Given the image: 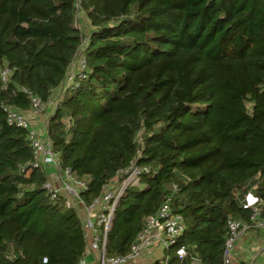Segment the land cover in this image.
I'll use <instances>...</instances> for the list:
<instances>
[{"label":"trees","instance_id":"trees-1","mask_svg":"<svg viewBox=\"0 0 264 264\" xmlns=\"http://www.w3.org/2000/svg\"><path fill=\"white\" fill-rule=\"evenodd\" d=\"M85 38L84 77L48 118L60 165L86 182L87 205L132 160L149 168L115 209L107 254H127L170 198L185 230L169 264L179 245L225 264L228 218L250 221L246 193L264 197V0H0V66L13 70L0 81V264L87 251L81 214L51 198L28 129L4 110L31 109L23 89L47 102Z\"/></svg>","mask_w":264,"mask_h":264},{"label":"built area","instance_id":"built-area-1","mask_svg":"<svg viewBox=\"0 0 264 264\" xmlns=\"http://www.w3.org/2000/svg\"><path fill=\"white\" fill-rule=\"evenodd\" d=\"M86 39L83 40L85 44H87ZM83 45L79 48L61 85L62 97L52 102L55 107L64 97L66 90L77 87L78 79L84 77L86 60ZM79 53L80 57H77ZM12 73L13 70L8 65L0 66V81L6 85ZM23 90L30 99L32 113L36 116H42L48 103L51 102L50 99L44 102L31 90ZM4 110L10 124L28 129V137L34 148L33 166L43 168L45 165L53 166L55 178L48 177L44 184L51 198L56 199L63 196L68 207L75 208L78 212L81 209L84 211V215L81 217L87 247L89 250L98 253L97 264H126L138 258L145 250L151 252L152 248L157 246L164 247L167 252L165 258L159 264H169L170 255L168 250L177 244L179 237L185 230L184 217L182 214L173 211L170 198L166 199L155 213L144 218V226L136 235L127 254L109 256L106 251L107 234L112 227L115 209L119 205L120 199L126 194L127 188L132 185H139L140 175L149 172L148 167L139 165L136 159L132 160L127 167L118 170L116 176L103 187L100 196L87 205L80 196L81 189L87 188L86 182L79 180L70 168L63 169L61 167L48 135L44 136L38 133L32 127L30 119L24 111L13 106H5ZM243 205L251 208L253 215L250 221L232 216L228 218L229 235L225 241L223 253L225 264H238L235 248L241 235L252 227L264 226V219L262 218L264 197L253 191H248L244 197ZM174 253L179 263L206 264L198 256L191 254L185 245H179ZM188 258H190V261L184 263ZM80 264H87L85 255L80 260Z\"/></svg>","mask_w":264,"mask_h":264},{"label":"crops","instance_id":"crops-1","mask_svg":"<svg viewBox=\"0 0 264 264\" xmlns=\"http://www.w3.org/2000/svg\"><path fill=\"white\" fill-rule=\"evenodd\" d=\"M62 97V88L59 87L52 92L47 109L42 116H36L31 110L24 111L25 115L30 119L32 127L40 134L47 135V124L49 116L54 112L53 101H56ZM44 169L47 176L55 178V170L53 166L45 165ZM79 213L84 215V211L81 209ZM164 247L157 246L152 248L151 252L144 251L138 258L129 261L126 264H159L163 261L166 255ZM235 255L238 260V264H264V235L259 234L256 230L247 231L236 243ZM85 259L87 264H97L98 253L91 251L87 247L85 253Z\"/></svg>","mask_w":264,"mask_h":264},{"label":"rangeland","instance_id":"rangeland-1","mask_svg":"<svg viewBox=\"0 0 264 264\" xmlns=\"http://www.w3.org/2000/svg\"><path fill=\"white\" fill-rule=\"evenodd\" d=\"M77 18H78V19H77V24L80 25V26L83 28V31H84V32H87V31H88L87 21L85 20L84 15L81 13V14H79V15L77 16ZM86 41H87V39H86ZM83 44H84L83 47H85L86 44H85V43H83ZM81 50H83V49L81 48ZM80 53H81V52H80ZM80 53H79V55H78L77 57H80ZM257 232H258L259 234L264 235V227L261 228V229H259Z\"/></svg>","mask_w":264,"mask_h":264}]
</instances>
